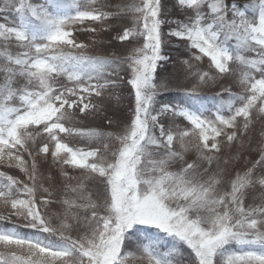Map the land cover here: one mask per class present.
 <instances>
[{
    "label": "snow or ice",
    "instance_id": "6c2138e0",
    "mask_svg": "<svg viewBox=\"0 0 264 264\" xmlns=\"http://www.w3.org/2000/svg\"><path fill=\"white\" fill-rule=\"evenodd\" d=\"M0 169V264H264V0H0Z\"/></svg>",
    "mask_w": 264,
    "mask_h": 264
},
{
    "label": "trees",
    "instance_id": "16d2710c",
    "mask_svg": "<svg viewBox=\"0 0 264 264\" xmlns=\"http://www.w3.org/2000/svg\"><path fill=\"white\" fill-rule=\"evenodd\" d=\"M34 2H39V0H34ZM119 0H113V3H118ZM240 2V1H239ZM248 1H244V2H240L241 4L243 3H247ZM174 15H178V13H174ZM168 26H164L163 31L166 34L168 32ZM90 34L87 32H79L77 33V38L78 40L81 41H87L89 39ZM105 40L110 39L109 36L105 35L103 37ZM165 54L170 56L172 59L170 62H165L163 64V67L159 70L160 71V75L161 77H167L170 73H175L178 68H179V61L186 59V55H185V48L182 44H180L178 41H176L175 39H173L170 43L167 44L166 48H165ZM207 58H205L206 60ZM205 68L207 67V63H205ZM218 89L215 88H209V89H205L204 91L211 95L212 92L216 91ZM125 97L128 96L127 90H125L124 92ZM175 96V93L172 94H168L164 96L165 100H171L173 99V97ZM119 116H121V118H123L122 114L118 113ZM86 126L89 127H101L104 131H114L116 130V126L115 124L112 125L111 127H108L106 124H104L101 121H88L86 122ZM255 139H259V129L257 128L256 132L254 133ZM83 143V142H81ZM233 155H235V150L233 151ZM253 156H255V153H253ZM237 165H239L241 163V161H236ZM3 170V169H0ZM10 174H14V175H20L22 178V173L19 172V169H11L9 170ZM253 195L259 197L260 193L259 190H254Z\"/></svg>",
    "mask_w": 264,
    "mask_h": 264
},
{
    "label": "rangeland",
    "instance_id": "374dc122",
    "mask_svg": "<svg viewBox=\"0 0 264 264\" xmlns=\"http://www.w3.org/2000/svg\"><path fill=\"white\" fill-rule=\"evenodd\" d=\"M240 2H244V1H248V0H239ZM113 2V0H112ZM167 2L169 3V6L171 5V0H167Z\"/></svg>",
    "mask_w": 264,
    "mask_h": 264
}]
</instances>
